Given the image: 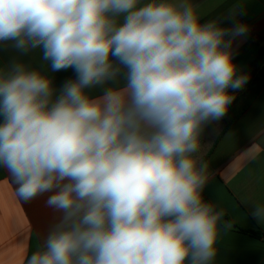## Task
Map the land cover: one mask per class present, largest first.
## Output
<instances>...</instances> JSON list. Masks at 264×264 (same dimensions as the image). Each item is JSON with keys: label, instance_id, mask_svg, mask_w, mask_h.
Masks as SVG:
<instances>
[{"label": "clouds", "instance_id": "obj_1", "mask_svg": "<svg viewBox=\"0 0 264 264\" xmlns=\"http://www.w3.org/2000/svg\"><path fill=\"white\" fill-rule=\"evenodd\" d=\"M208 3L0 0V168L57 214L27 264H214L233 225L201 141L250 80V26Z\"/></svg>", "mask_w": 264, "mask_h": 264}, {"label": "crops", "instance_id": "obj_2", "mask_svg": "<svg viewBox=\"0 0 264 264\" xmlns=\"http://www.w3.org/2000/svg\"><path fill=\"white\" fill-rule=\"evenodd\" d=\"M234 6L245 10L241 21L250 26L247 37L234 44L238 45L236 62L247 73L249 68L264 66V0H209L205 18L223 15ZM24 59L34 67L41 66L38 53ZM49 75L59 83L70 73ZM245 90L246 86L236 94L227 117L206 129L202 137V157L209 176L203 195L237 226L264 236V225L249 215L254 202H264V86L246 108L251 94ZM45 199L22 201L8 172L0 168V264H27V258L37 250L57 217ZM217 248L214 264H264L263 238L231 229L221 235Z\"/></svg>", "mask_w": 264, "mask_h": 264}, {"label": "trees", "instance_id": "obj_3", "mask_svg": "<svg viewBox=\"0 0 264 264\" xmlns=\"http://www.w3.org/2000/svg\"><path fill=\"white\" fill-rule=\"evenodd\" d=\"M263 52V48L260 51V55ZM260 61V58H258L254 64H252V66H256V63ZM247 74L250 76V80L248 82V84L246 85V90L245 92H249V94H251V96H249L247 104L244 108L248 107L251 102L254 100V98L260 93L261 89L264 86V66L263 67H257V69L252 68V70L249 68L247 71ZM204 199L208 202H211V200L205 196ZM212 203V202H211ZM224 220L226 221H230L233 225L232 229L239 231V232H243L246 234H250L251 236H254L256 238H263L264 236H262V234L259 231H255V230H250V229H243L240 228L239 226H237L229 217L228 215L225 214L224 216Z\"/></svg>", "mask_w": 264, "mask_h": 264}]
</instances>
